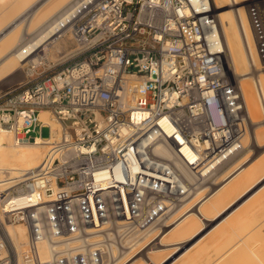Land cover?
<instances>
[{"label":"built area","instance_id":"obj_1","mask_svg":"<svg viewBox=\"0 0 264 264\" xmlns=\"http://www.w3.org/2000/svg\"><path fill=\"white\" fill-rule=\"evenodd\" d=\"M246 4L264 62V0ZM70 22L78 57L0 92V129L47 145L40 165L0 181V264H11L7 223L27 228L21 264H107L193 189L159 146L212 173L247 132L210 0H90Z\"/></svg>","mask_w":264,"mask_h":264},{"label":"bare ground","instance_id":"obj_2","mask_svg":"<svg viewBox=\"0 0 264 264\" xmlns=\"http://www.w3.org/2000/svg\"><path fill=\"white\" fill-rule=\"evenodd\" d=\"M11 1V4H14L13 0ZM89 1L48 0L45 6L47 11H35L27 29L24 28L27 30L25 32H28V38L24 37L23 32L18 34L16 29L21 21H26V17L22 19L23 12H16V15L14 14L12 19L6 22L1 19V15L0 59L3 56L5 58L4 62L0 64V78L10 75L27 61H32L34 66H36L37 63L41 62V58L47 54L46 48L49 45H51L54 52L64 48V44L62 45L61 41H59L60 37L63 38L62 36L67 31L71 33L70 20L77 11L84 7V3ZM3 2H5L4 4L7 3L6 0H0V10L2 12L4 10ZM11 4L9 6H12ZM210 4L213 13L218 17L219 21V35L227 74L242 92L245 101L243 114L247 124L257 123L260 116H263L261 112L263 111L264 113V70L261 69L262 71L256 76L253 73L255 69L259 70L260 67H264V62L261 61L258 54L255 32L247 4L241 0H210ZM16 6H13L14 8L11 7V9H15ZM6 9L8 8L6 7ZM11 9L9 8V10ZM55 12L57 13L53 16ZM3 13L7 14L6 11ZM8 13L12 14L13 11ZM10 14H7L9 18ZM43 17H45V20L49 17L51 19L49 18L50 20L43 25H39L40 22L39 24L37 22L38 26H35V21H39ZM23 39L27 40L23 41ZM21 41L22 43H20ZM50 53L49 55H52ZM41 118L52 126L55 134H59L60 124L50 116L49 111L43 110ZM253 133L250 136H248L249 133L247 132L245 134L256 141V143H259L262 139V134H264L263 130ZM246 140L248 141L247 138ZM42 142L40 138H37V141L29 143H16L7 129H0V181L4 179L3 176L6 173L11 175L10 178L21 176L29 169L40 165L47 151V145ZM241 143L242 147L237 152L242 150V148L245 150V145L247 144H243L242 140ZM259 145L261 146V144ZM184 150L188 158L193 161L195 159L194 154L185 148ZM158 152L174 161L182 174L193 184V189L185 198L183 205L177 208L170 216V219L173 217L172 222L168 223L169 220L167 221V226L171 225L169 230L166 231V228H163L160 233L163 232L164 234L160 236L157 232L159 226H152L142 230L137 235L124 238L122 246H120L124 249L114 247V255L117 254L118 249L121 253H119V256L112 258L107 264H264V158L258 161L256 165H253L255 162H250L249 164V156L247 155L244 158L242 157V159H237V162L234 160L236 163L232 162L229 165L227 163L230 159H228L212 173L208 172L212 168L208 166L199 169L201 172L197 170L196 174L191 172L180 159L175 158L170 149L159 146ZM237 152L233 153V155ZM261 156H264V154H261ZM225 166L226 168L224 169L223 167ZM222 168L224 170L220 175L221 178L223 177L221 182L212 187L210 183L214 182L210 181ZM247 169H249L248 172L244 175V178L242 177L245 185L241 183L244 187L242 186L241 194L237 195L241 189L239 183L242 176L241 173ZM260 183H262V187L255 190ZM249 191H252L255 198L241 208L236 206L235 209H239L237 212H235L236 210L231 212L230 208L235 204L232 200L235 193L238 197L246 195L245 193ZM210 192L212 194L206 198ZM199 195L203 196L197 199ZM202 199L206 200L200 201ZM227 211H230V213L220 222L221 224L225 221L226 224L224 226L218 222L194 240L195 237L202 233L204 225H211L222 213L226 214ZM233 212L235 213L233 214ZM200 221L204 224L203 226H200ZM6 225L9 241L12 242L18 253L17 264H21V254L28 237L27 228L21 223H17V225L7 223ZM219 225L220 228L218 227ZM215 228L217 229L216 231H214ZM210 233L212 234L208 237ZM159 236L160 241H158L162 247L151 249L146 255L138 256L142 249ZM193 240L194 242L189 244ZM193 247L195 249L191 250ZM168 249L172 250L170 251L171 253L166 254L167 256L157 262V253ZM43 252L47 254L46 248H43ZM173 256L174 258L171 259Z\"/></svg>","mask_w":264,"mask_h":264},{"label":"rangeland","instance_id":"obj_3","mask_svg":"<svg viewBox=\"0 0 264 264\" xmlns=\"http://www.w3.org/2000/svg\"><path fill=\"white\" fill-rule=\"evenodd\" d=\"M3 1H5V0H3ZM18 1H20L19 3H17ZM75 1V0H74ZM241 1H244L245 3H246V0H241ZM6 2L8 3V2H10L9 4H7V8L8 9H6V7H5V5L6 4H4L5 2H3V4H4V10H3V12L4 11H6V13L9 15L10 13H8L9 11H11V13H12V11H13V13L12 14H10V18H9V16H7V14H4L3 12H2V10H0V16L2 15V20L4 21V22H6V21H8V20H11L12 19V17L14 16V14L17 12H23L22 13V19L24 18L25 19V17H26V21H21V23L18 25V27H16V29H17V32H18V34H21L22 32H23V34H24V37L26 38H28L29 37V35L27 34L28 32H25V31H27V30H25V29H27V27H28V25H29V23H30V19H31V17H32V15L34 14V12L36 11V12H39V11H47V9L45 8V6H46V3L48 2V0H17V2H16V0L14 1L13 0V2H14V4H11L12 3V1L11 0H6ZM16 2V3H15ZM23 2V3H22ZM73 2V1H72ZM12 5V6H9V5ZM17 4H20V5H17ZM22 4V5H21ZM19 6V7H17V6ZM16 6V8L15 9H13L14 7ZM44 6V7H43ZM11 7H13L12 9H11ZM9 8L11 9V10H9ZM42 8H44V9H42ZM6 9V10H5ZM8 10V11H7ZM15 10V11H14ZM48 11H49V9H48ZM57 12H55V13H53V16L56 14ZM60 13V12H59ZM58 13V14H59ZM52 14V13H51ZM16 15V14H15ZM6 16V17H5ZM5 17V18H4ZM48 17V16H47ZM46 17V18H47ZM51 17H52V15H51ZM51 17H49L50 19H51ZM6 19V20H4V19ZM45 17H43L41 20L43 21V19H44ZM44 19V21H43V23H42V21L41 20H39V21H35V23H36V25L35 26H38V24H39V22H40V24L39 25H43L44 23H46L48 20H50V19ZM37 22H38V24H37ZM42 23V24H41ZM23 24V25H22ZM24 24H25V27H24ZM23 26V27H22ZM21 27V28H20ZM25 28V29H24ZM15 29V30H16ZM24 30V31H23ZM20 31V32H19ZM16 32V31H15ZM72 34V32L70 33V31H67L66 32V34L64 35V36H62L63 38H64V40H63V38H61L60 37V39H59V41H61L60 43L63 45L64 44V48H61V50H58L57 52H54L53 51V49H52V47H51V45H49V47L47 46V48H46V50H47V54H45V56H43L42 58H41V62L40 63H37V65H36V67L34 66V63L32 62V61H27V62H25L22 66H20L18 69H16L13 73H11L10 75H6V76H1L2 77V79L4 80H2L1 78V80H0V92H2V91H4V90H6L8 87H10V86H12V85H15V84H18L19 82H22V81H25L26 80V78H27V75H28V72L29 71H31V70H36V71H38V72H41V71H46V74L47 75H50L51 73H53V72H55L56 70H58V69H60L68 60H74V59H76L78 56H76L74 53L77 51V43H76V41H75V39H74V37L71 35ZM69 38V39H68ZM62 39V40H61ZM68 39V40H67ZM25 40H27V39H23V41H25ZM63 41V42H62ZM66 41V42H65ZM65 42V43H64ZM20 43H22V41L20 42ZM48 51H49V53L50 54H52L53 55V57H52V55H49V53H48ZM56 53V54H55ZM47 55V56H46ZM48 56H50V57H48ZM57 56V57H56ZM4 56L3 57H1V61H0V64H2L3 62H4ZM3 60V61H2ZM35 67V68H34ZM264 70V67H260V69L259 70H257V69H255L254 70V73L253 74H255V76H256V74H258L259 72H261L262 70ZM233 76V78H234V74L232 75ZM231 76V77H232ZM6 79V80H5ZM261 115H263L262 117L260 116V118H259V121H257V123H248L247 124V126H248V129H247V133H249L248 134V136H250V134L251 133H253V132H255V131H262L263 130V132H264V113H263V111L261 112ZM260 125H263V126H260ZM259 127V128H258ZM261 129V130H260ZM39 134H42L43 136H47L48 134H49V127H44V128H42L39 132H38ZM254 134V133H253ZM246 135V136H245ZM244 135V137H243V139L244 140H246V138L248 139V141L246 140V141H244L243 139H242V142H243V144H247V145H245V150L243 149L242 151L240 150L238 153H236L235 155H234V160H237V159H242V157L244 158L246 155L247 156H249L250 157V162L251 163H254L255 162V164H253V165H256V164H258L257 162L258 161H260L261 159H263L264 158V156H261V154L263 155L264 154V134H262V139H261V141L259 142V143H256V141H254V140H252V138L251 137H248L247 136V134H245ZM263 143V144H262ZM259 144H261V146L259 145ZM19 147V146H18ZM246 151V152H245ZM248 152V153H247ZM247 153V154H246ZM258 156H260V157H258ZM222 170H224V169H222ZM220 171L217 175H215L214 177H213V179H212V181H210V182H213V181H216V178L218 177V176H220L221 174H222V172L223 171ZM248 170L249 169H247V170H245L243 173H241V178H240V181H239V183H242V179L244 178V175L248 172ZM216 177V178H215ZM243 177V178H242ZM223 178V177H222ZM222 178H221V176L220 177H218L217 178V183H212V187H214V186H216V185H218L220 182H221V180H222ZM220 180V181H219ZM206 184H209V183H206ZM211 184V183H210ZM259 187H262V184H260V185H258L256 188H255V190L256 189H258ZM260 189V188H259ZM201 196H203V195H201ZM200 195L197 197V199L198 198H200L201 197ZM249 197V198H248ZM250 197H252V193H248V194H246L245 196H243V197H241L238 201H237V203H236V205L230 210L231 212L232 211H234L235 209L234 208H236V206L238 207V205L239 204H242V203H244L245 202V204H248L252 199H254V197H252V198H250ZM250 199V200H249ZM249 200V201H248ZM230 211H227L226 212V214L225 213H222V217L220 216V217H218V219H216L211 225H204L201 221H200V226H203L204 227V229H203V231H202V233L200 234V235H198L197 237H195V239L194 240H196V238H198L199 236H201L202 234H204L206 231H208V229H211L212 228V226H214L215 224H217L218 222H220V219L221 220H223L229 213H230ZM238 210H236L235 212H237ZM234 212V213H235ZM225 214V215H224ZM224 215V216H223ZM172 219H173V217L171 218V219H169V221H168V223H171L172 222ZM230 219V218H229ZM11 224V223H10ZM226 224V222L224 221V222H222L220 225H225ZM13 225H17V224H13ZM220 225L218 226L219 228H220ZM7 226V225H6ZM207 226V227H206ZM217 227V229H219ZM222 227V226H221ZM163 228H166V231L167 230H169L170 228H171V225L170 226H165V227H163ZM163 228H158L157 229V232L160 234V236H162L164 233L162 232V233H160L161 231H162V229ZM216 228H215V230L214 231H216L217 230ZM206 230V231H205ZM212 232V231H211ZM213 233V232H212ZM212 233H210L209 235H208V237L212 234ZM160 236L159 237H157L156 239H154L147 247H145L144 249H142L141 251H140V253H139V255L138 256H140V255H146L147 254V252L148 251H150L151 249H157L158 247H162L161 246V244H159V241H160ZM159 240V241H158ZM194 240L193 241H191L189 244H192L193 242H194ZM158 242V243H157ZM201 243V242H200ZM156 244H157V246H156ZM159 244V245H158ZM120 246H122V245H120ZM119 246V247H120ZM122 250L124 249V248H122V247H120ZM149 248V249H148ZM193 249H195L194 247L191 249V250H193ZM8 251H9V253H10V256H11V264H17V262H18V253H17V251H16V248L13 246V244H12V242L11 241H8ZM170 251H172V250H165V251H163V252H160V253H157L158 255H157V262H160L165 256H167L169 253H171ZM119 253H121L120 251H119V249H118V252H117V254L116 255H118L119 256ZM179 254H180V252H178ZM167 254V255H166ZM178 255V254H177ZM177 255H175V256H177ZM119 258H121V257H119ZM174 258V256L171 258V259H173ZM159 259V260H158Z\"/></svg>","mask_w":264,"mask_h":264},{"label":"crops","instance_id":"obj_4","mask_svg":"<svg viewBox=\"0 0 264 264\" xmlns=\"http://www.w3.org/2000/svg\"><path fill=\"white\" fill-rule=\"evenodd\" d=\"M243 149H244V148H242V150H243ZM242 150H241V151H242ZM237 153H238V152H237ZM248 158H249V159H248V162H249V164H250V161H251V160H250V157H248ZM235 161L237 162V160H235ZM235 161H234V155H233L232 157H230V160H229V162H228L227 164H228V165H229L230 163L232 164V162L234 163ZM238 161H239V160H238ZM236 162H235V163H236ZM226 166H227V165H226ZM226 166L223 167V168L225 169ZM223 168H222V169H223ZM220 171H221V170H220ZM220 171H219V172H220ZM222 171H223V170H222ZM213 182H214V183H217V182H215V181H213ZM243 183H244V182H243V180H242V184H243ZM242 184L240 183V185H241V189L239 190V192L237 193V195H240V194H241L240 192L242 191V189H243L245 183H244V185H242ZM260 184H262V183H260ZM260 184H259V185H260ZM210 185L212 186V184H210ZM238 186H239V185H238ZM242 186H243V187H242ZM254 191H255V190H254ZM211 192H212V191H211ZM211 192L209 193V195L206 196V198H207L208 196L210 197V195L212 194ZM248 193H252V191H249ZM248 193H245V194H248ZM257 194H258V193H257ZM237 195H236V193H235V195L233 196V199H232V200H233V202H235V204L231 206L230 210L236 205V203H237V201L240 199V197L245 196V195H241V196H238V197H237ZM253 195H254V194L252 193V196H253ZM253 197L255 198V196H253ZM203 200H206V199H202V200H200V201H203ZM198 202H199V201H198ZM223 205H224V204H223ZM223 205H221V206H223ZM245 205H246L245 203H242V205H238V208H239V207L241 208L242 206H245ZM223 207H224V206H223ZM234 209H235V208H234ZM235 210H236V209H235ZM235 210H234V211H235ZM237 210H239V209H237ZM233 214H234V212H233ZM233 214L231 213V215H233ZM220 222H221V219H220ZM220 222H219V224H220Z\"/></svg>","mask_w":264,"mask_h":264}]
</instances>
